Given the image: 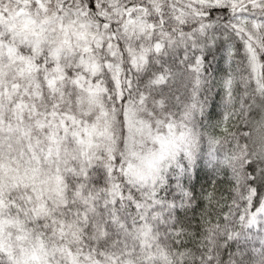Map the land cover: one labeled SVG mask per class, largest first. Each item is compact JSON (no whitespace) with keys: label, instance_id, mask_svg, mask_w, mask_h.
I'll return each mask as SVG.
<instances>
[{"label":"snow or ice","instance_id":"obj_1","mask_svg":"<svg viewBox=\"0 0 264 264\" xmlns=\"http://www.w3.org/2000/svg\"><path fill=\"white\" fill-rule=\"evenodd\" d=\"M0 264H264V0H0Z\"/></svg>","mask_w":264,"mask_h":264}]
</instances>
